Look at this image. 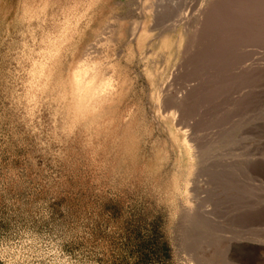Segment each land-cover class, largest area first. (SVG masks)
<instances>
[{
	"label": "rangeland",
	"instance_id": "obj_1",
	"mask_svg": "<svg viewBox=\"0 0 264 264\" xmlns=\"http://www.w3.org/2000/svg\"><path fill=\"white\" fill-rule=\"evenodd\" d=\"M139 1L0 0V264H264V22L218 37L223 53L208 31L181 53L182 25L140 18ZM138 20L165 38H123ZM100 37L115 99L85 117L71 73ZM184 80L201 81L192 110L163 117L161 85L175 99Z\"/></svg>",
	"mask_w": 264,
	"mask_h": 264
},
{
	"label": "bare ground",
	"instance_id": "obj_2",
	"mask_svg": "<svg viewBox=\"0 0 264 264\" xmlns=\"http://www.w3.org/2000/svg\"><path fill=\"white\" fill-rule=\"evenodd\" d=\"M168 5L170 7L169 9H171V10H167L166 1L165 0H140L138 2V7L136 5L134 10L136 9V7L138 8V14H139L140 18L141 17L142 18H146V16L149 15L150 18H151V21L152 20L157 21L158 19H161V20H159V21H161L160 24H162L164 22V25H162V26L167 28L168 30H170V29L172 30V29L178 27V25H182L181 32L180 33L178 32L179 33V40L183 36H185L186 44H185V48L184 49L181 48L182 51L179 50V52H181V53L183 52V50H184V52L187 49L190 50L193 46H195L197 43H199L196 39L200 38L201 35L204 36L203 34L205 33V31H208L207 34L211 33L209 35H211L213 39H210L209 42L215 45V47L213 46V50H216L218 47L219 48L221 47V44L224 41L223 40L221 42V40H219L218 37H221V36H223L225 34H227L228 36L230 34V36H231V34L235 32V31L232 32L233 29L234 30L236 29V31L239 30L242 33L241 35H244V33H246V36H247L249 31L247 33L246 29L244 27H242L241 24L242 25L245 24V27H246L247 23H250V25H251V23L257 22L258 20H261L262 22H264V0H180L179 3L172 2V3H169ZM138 21H140V20H138ZM260 25H261V33L264 34V28H262V24H260ZM156 26L157 25L152 24L149 27L148 26L146 27V25H144V22L140 21L137 24H133L129 28V30L125 31V35H123V38L126 36L128 39H136V38H139V36L142 34V32H143L142 37H144V34H148L150 32V35H148L147 39L145 40L146 43H149L150 38H153V37H151L153 35L152 31L156 30V32H157V29L162 27L161 26V27H157L156 28ZM239 27H242V29H245V31L244 30L241 31L240 30L241 28H239ZM142 28H145L146 30L142 31L141 30ZM237 28H238V30H237ZM162 33H163V31L159 30L157 32V35H158L157 37L162 36ZM172 33H174V32H172ZM98 34H100V33L98 32ZM235 34H238V33L236 32V33H234L232 35L234 36ZM164 35L166 36V34H164ZM239 35L240 34H238L237 36H234L235 37L234 39H236V37L238 38ZM241 35L239 37H242ZM162 37H164V36H162ZM177 37H178V34H177ZM104 38L105 37H100V40L99 39L95 40L94 45L90 46L91 48L89 47V48H85L84 49L82 54L76 60L74 66H73V69H72V73H71V92H72V95H73V97L75 99V102H76V104L78 106L79 112L81 113V115H84L85 117H89V116L90 117H95L96 114H97L96 112H97L98 109H101V108H104V107L108 106L115 99V96H114L115 91L114 90L116 88H114L113 80L107 74V72L104 71V70H106V66L103 64L102 61H100V57L101 56H99L95 52V51H97V50H95L96 47H97V49L98 48L100 49V47H102L103 44H100V41L103 40ZM216 38H218V41H217ZM249 38H250V36H249ZM158 39L156 41H158ZM182 39H184V38H182ZM106 40L107 41L108 40L109 41L110 40L113 41L114 37H110V39L107 38ZM226 41H227V39H226ZM241 41H242V39H241ZM177 42H178V40H177ZM227 42H226V44L229 43L228 44V48H229V50H231L235 46V43L234 42H228L227 43ZM248 43H249V41H248ZM174 44H176V43H174ZM246 44H247V42H246ZM159 45H161V44H159ZM177 45H175V46H177ZM151 46H152V44H151ZM205 46H207V45H205ZM156 47H157V45H156ZM196 47H197V45H196ZM93 48H94V50H93ZM203 48L207 49L208 47H203ZM164 49H166V48H164ZM197 49H198V47L196 49H194V50H197ZM199 49H200V47H199ZM174 50L176 51V48H174ZM168 51H169V49H168ZM202 51H204V50H201V51L199 50V52H202ZM158 52H159V50H158ZM223 52H225V51H223ZM166 53H167V51H165V50L160 51V53H159V55H160L159 57L160 58L157 61L154 60L155 62H153L152 67L154 65H156V64H160V63L166 62L167 61ZM177 53H178V51H177ZM177 53H175V54H177ZM213 53H214L213 56H215V52H212V54ZM222 53L220 54V56L222 55ZM200 54H202V53H200ZM203 54H204V56H206L207 53L206 54L203 53ZM212 54H208V56L212 55ZM234 54H236V52ZM180 55H182V54H180ZM230 55H233V54L230 53ZM204 56H202V57H204ZM172 57H173V55H172ZM176 57H177V55H176ZM169 58H171L170 55H169ZM226 58H227V56H226ZM174 59H175V57H174ZM183 59H182V61L183 62L186 61L185 63H187V59L185 58L186 59L185 61ZM206 60H207V57H206ZM200 62L202 63V58H201ZM222 62L223 61H221L219 63L222 65L223 64ZM190 63L193 64V62H190ZM163 65H161V66L163 67ZM190 67H192V66H190ZM185 68H187V67H183V69H185ZM194 69H196V68H194ZM207 69L209 71V67H207ZM188 70H190V69H188ZM191 70H193V69H191ZM204 70L202 68L201 71H204ZM184 72H186V71L184 70ZM198 74H200V73H197V75ZM186 77L188 78V75H185V79L187 80ZM198 78H199V76H198ZM210 78H212V77H210ZM186 80H184V81L186 82ZM200 80H202V79H200ZM193 81H191V82H193ZM166 82H168V80ZM187 82H186L185 85L183 84L184 87L181 89L182 90L181 94L178 95L175 99H173V98L170 99V97L166 96V93L164 92V89H165V87L167 85H166L165 82H163V83H165V85L164 84L161 85L162 84V82H161V84H160L161 88L159 87L160 90H161L160 91L161 93L159 95H157L156 99L158 98V100L161 101V103H162L161 107H162V115H163V117L168 118L170 115L173 116V114L177 113V112H178V114H179V112H181L180 115H182V114L185 115L182 112H184V111H188L189 112V111L192 110L191 107L194 106V104H195L194 103V100H195L194 98H195V96H197L196 92L201 86V81L198 84H196L197 82L196 83H190V82L187 83ZM210 82H212V81H210ZM170 83L171 82H169V84ZM203 83H206V82L203 81ZM225 89H226V87H225ZM228 89H229V87H228ZM201 95H202V93H201ZM173 97H175V96H173ZM158 100H156V101L159 103ZM157 102L155 103L156 105H157ZM196 105H197V103H196ZM197 106H199V105H197ZM192 113H194V111H192ZM159 114H160V112H159ZM186 114H188V113H186ZM196 114H194V115H196ZM160 116H158V117H160ZM163 117L161 116L160 118H163ZM178 117L180 118V116H177V118ZM185 121H186V119H185ZM195 121H196V119L194 118V121H193V117L191 118V116H190V117H188L187 121L184 124H182L181 127H180L179 124L178 125H179V128L181 129V131L183 133L184 140L186 142V146H187V149H188L189 154H190V160L192 161L193 164L197 165V164H199L202 161L204 149H203L202 143L200 142V140L198 139V137L194 133ZM201 122H202V120H201ZM205 125H207V124H205ZM187 190H188V192L190 194V196L188 198L191 201H194L192 196L195 193V195H196V204L195 205L196 206L199 207V205H201V204H203V203H205L207 201V199H205L203 196L200 198L198 196L197 192H194V190L189 185L187 186ZM206 198H207V196H206ZM193 205H194V202L188 207L189 211H192V212L195 211L194 210L195 206L193 207ZM243 251H244V253H241V254H243L244 257L246 255H249L250 251L248 250L247 247L244 248ZM239 252H241V251H239ZM197 257H195V259H197ZM200 257H202V256H200ZM207 260H208V258H207ZM226 264H240V263L239 262H233V261H227Z\"/></svg>",
	"mask_w": 264,
	"mask_h": 264
}]
</instances>
